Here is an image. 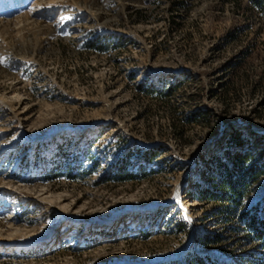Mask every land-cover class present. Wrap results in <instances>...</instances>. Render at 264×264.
<instances>
[{"label":"rangeland","instance_id":"rangeland-1","mask_svg":"<svg viewBox=\"0 0 264 264\" xmlns=\"http://www.w3.org/2000/svg\"><path fill=\"white\" fill-rule=\"evenodd\" d=\"M175 1L0 0V264H264V10Z\"/></svg>","mask_w":264,"mask_h":264},{"label":"trees","instance_id":"trees-1","mask_svg":"<svg viewBox=\"0 0 264 264\" xmlns=\"http://www.w3.org/2000/svg\"><path fill=\"white\" fill-rule=\"evenodd\" d=\"M253 1L264 10V2L261 3L259 0ZM183 3V0H177L175 5H181ZM178 87L179 82L169 84L164 96L174 95ZM143 91L146 94H152L157 90L153 85H149L147 88L143 89ZM231 142L233 145L237 146V148L227 150V159L225 162H217V166L219 167L217 170L218 174H220L219 182H210V187L199 190L200 193L205 192V194L199 195V197L213 198L229 207L232 205L236 206L240 203L242 198L249 192V186L261 176L263 169L262 166V168L257 165L248 166L250 153L240 148L243 146V141L236 133L233 134ZM151 151L149 150L148 153H151ZM255 224L256 223L253 224V227ZM257 231H260V239L264 238V223ZM194 259L200 261L201 264H218L212 258L209 259L199 255H197V257L194 256Z\"/></svg>","mask_w":264,"mask_h":264}]
</instances>
